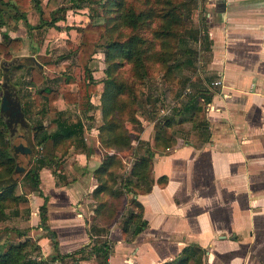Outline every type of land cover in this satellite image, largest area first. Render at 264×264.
I'll list each match as a JSON object with an SVG mask.
<instances>
[{"label":"crops","instance_id":"0c3cea01","mask_svg":"<svg viewBox=\"0 0 264 264\" xmlns=\"http://www.w3.org/2000/svg\"><path fill=\"white\" fill-rule=\"evenodd\" d=\"M32 6L26 18L34 25L39 15L33 22L28 19ZM200 9L210 40L203 79L207 84L220 78L222 82L208 90L209 101L199 96L202 109L196 118L201 121L195 137L189 138L183 133L187 127H175L172 121L167 126L171 145L153 147L152 184L133 195L146 220L137 234L123 235L122 216L110 222L96 216L101 199L93 195L98 184L94 170L115 152L98 138L100 92L91 95L93 106L86 112L61 94L53 101L61 115H77L84 128L62 158L61 175L43 166L41 191L27 195L30 210L25 222L32 228L22 238L29 240L36 232L35 242L41 253L51 254L50 264H163L175 260L187 245L204 249L191 258L194 262L198 257L199 264H264V0H204ZM88 20L81 15L76 28L58 20L56 26L43 29L41 46L50 47L54 38L79 43L81 31L72 32ZM18 25L16 31L1 26L0 40L4 34L22 38V49L27 50L23 55L35 58L33 33L25 21ZM96 57L98 65L91 64ZM103 57L99 51L88 63L98 85L103 75L98 78L95 68ZM68 85L77 89L75 81ZM142 116L140 135L131 145L140 138L152 146L159 116ZM43 203L47 228L39 225ZM48 229L55 234L56 246ZM103 243L108 246L105 259L100 252Z\"/></svg>","mask_w":264,"mask_h":264},{"label":"trees","instance_id":"16d2710c","mask_svg":"<svg viewBox=\"0 0 264 264\" xmlns=\"http://www.w3.org/2000/svg\"><path fill=\"white\" fill-rule=\"evenodd\" d=\"M85 1L79 0L76 6L81 7L85 3L89 5L90 1L93 2L92 0ZM159 1L164 5L157 9L150 6L137 10L128 6L127 3L129 2L126 0H99L98 3L103 9L101 14L103 21H96L89 14V20L86 24L83 27H79L81 31L79 43L76 44L70 40L66 41L70 51L75 54L79 66V76L73 77L67 74L65 80L58 83L56 87H43L34 94L36 102L40 103L43 100L42 109L48 118L56 124L55 130L52 132L40 131L37 135V132H39L37 131V142L43 143L47 139H51L55 143V146L57 145L56 148H62L64 145L70 146L75 139H78L84 127L77 115L72 120L64 118L53 101L61 94L66 101L75 103L79 111L86 112L93 106L91 95L95 92H100L99 106L102 121L97 127L98 138L104 147L109 149L114 148L115 152L109 153L94 170L98 184L93 190V195L95 198L99 197L101 199H98L95 212L96 216L106 222H110L112 218L121 217L123 200L125 198L127 212L122 217L124 220L121 222L123 225L121 227L122 233L125 236L137 234L146 225V220L142 216V204L133 195L150 188L152 184L151 160L154 154L153 147L159 149L169 147L172 137L164 129L155 127L152 146L147 143L145 154H136L135 149L137 147L134 148L131 142L134 138H138L141 127H132V123L139 124L141 121L136 115L134 107L137 96L135 90L137 87L131 84L136 81V77L141 79L148 76L151 67L162 71L165 79H171L174 72L183 66V63L179 62L176 56V48L181 46L183 52L190 50L187 47V41L183 36L182 28V23L185 21L190 10L189 6H185L184 0ZM31 2L37 8L39 15V21L36 25H31L26 18V11L29 9ZM1 6H7L9 9L11 7L15 8V18H22L26 23L28 31L32 28L45 29L46 27L56 26L58 20L64 19L66 11L65 6H58L53 0H0V17L3 12ZM124 6H127V8L121 9ZM148 18L149 21L145 24L152 25L151 29L153 31L150 40L139 31L141 25ZM154 18H157L155 22ZM111 21L112 24L109 25L108 23ZM119 23L127 28L125 37L120 39V34L122 33L119 34V31L115 36L109 35L106 37L108 35L107 32L114 29ZM2 24L3 22L0 21V29ZM187 34L195 38V34ZM201 39L203 43L206 41L210 42L206 31L202 34ZM155 40H157V44L155 49L152 50ZM21 46L22 38L11 37L7 34L3 35V39L0 40V70L2 60L12 59L13 51L19 50ZM99 51L104 54L102 59L104 74L100 79V85H98L99 80L95 78L88 67L89 61ZM25 57L29 60V82L31 84H38L43 81L45 75L42 66L35 63L31 55ZM190 62L191 60L188 58L186 63L190 64ZM125 63L131 64L129 67L133 75V78L130 79L131 84L125 79L120 78L117 74ZM46 65L53 66L54 62L46 63ZM71 81L77 83L76 90L69 88L68 83ZM195 88L200 90L198 87ZM199 95L203 98V102L210 100V93L206 90L200 91ZM183 107L191 112H196V114L192 115L194 118L199 115L197 111L200 112L202 109L196 96L193 94H189V98L183 101ZM22 109L24 110V107ZM169 124L170 119H167L165 125ZM3 138L5 137L2 129H0V181L9 176L17 166L16 157L11 153L9 146L2 143ZM60 143L63 144L61 147ZM66 146L63 148V152L68 150L69 147L66 148ZM126 148L131 150L130 154L133 156L129 174L134 179L131 177L122 178L121 180L123 181H120L116 187H113L112 183H115V178H111L113 166L122 164V158L118 155V151ZM43 166L45 165L41 163L39 168ZM39 168L35 167V170L32 172V176L35 178V189L37 190L40 182L37 170ZM59 169H63V159H60L58 167L54 170L55 172H59ZM55 172L53 171V173ZM109 180H112L111 184ZM12 189V182L8 184L0 183V215H4V209L9 207L12 200H17V204H21L26 213H28L30 210L29 200L26 197L15 196ZM110 198L111 201L108 202L107 200ZM39 210V225L47 228L45 224L47 217L44 203L39 207ZM12 213L16 214L17 211L14 210ZM48 231L51 232V237L56 246L55 234L49 229ZM27 242L28 239H24L17 244L9 243L6 246L0 244V264H50L49 260L46 261L47 263H42L28 259L27 254L24 252ZM107 247L106 243L100 245L103 259L108 254ZM203 253V248L187 245L183 247L180 255L175 260L167 261L163 264H199L200 259L198 257L194 258V262L191 261V258Z\"/></svg>","mask_w":264,"mask_h":264},{"label":"rangeland","instance_id":"374dc122","mask_svg":"<svg viewBox=\"0 0 264 264\" xmlns=\"http://www.w3.org/2000/svg\"><path fill=\"white\" fill-rule=\"evenodd\" d=\"M53 1H55L58 6L66 7L63 18L65 20V25L67 24V27L69 28H76V23H81V21H79L81 15H85V18H88L89 14H91L94 20L103 21L101 16L103 9L98 3L99 0H92L93 2L90 1L89 5L88 3H85L81 7L76 6L77 3H79V0ZM126 1L129 2L127 3L128 6L136 8L137 10L150 6H152L154 9H157L164 5L159 0ZM184 1L185 6L188 5L190 10L188 16H186L185 18V21L182 23V28L183 36L186 39L187 47L190 50L183 52L181 46L176 48V56L178 57V61L183 63L181 69L175 71L171 79H165L162 71L151 67L148 76L141 79L136 77V81L132 84L130 83V79L133 78L132 71L129 69V67L131 66L130 63H125V65L119 70L117 74L118 76H120V78L125 79L129 84L137 87V89L135 90L137 96L135 98L134 107L135 113L139 117L140 121L141 118H143L142 115H150L152 117L159 116L155 127H160L171 135L170 130H167L168 125H165V121L167 119H170L169 125H171L172 121H175V127L179 124L187 127L186 130H183V133L186 132L187 136L192 139V137L196 136L195 128L197 127V124L200 123L201 117H192V115L196 114V112H191L190 110H187L185 107H183V101L187 99V95L184 93V89L187 85L198 87L201 91H208L210 89L209 87H212L210 83H206L207 80L203 79V76L205 75L204 71L202 70L204 67L203 61L210 48L209 46H207L209 42L206 41L205 43H203L201 39L202 34L205 32V22L201 18L202 11L200 9V6L203 4L204 0ZM30 5H33V10L29 13L28 19L33 22L37 18L38 12L32 2ZM1 7L3 9V12L1 14L0 21H2L3 24L4 22H7V24H4V26L2 24V27L10 26L14 28V31H16L18 29L17 27L19 26L18 24L20 23L22 25V23L24 22L23 19L19 21L17 18H15V8L11 7V9H9L7 8V6ZM125 8H127V6H124L121 9ZM82 9L84 10V12L82 11ZM156 19L157 18H154V22L156 21ZM148 21L149 18L146 19V22L141 25L139 31L141 34L145 35L148 40H150L151 33H153V31L151 29L152 25L149 26L145 24ZM108 24L111 25L112 21ZM43 29L44 28H34L29 32L33 33L31 36V43L33 44V46H36L35 52L37 53H34L35 58H33L35 63L46 64L49 62H54V65L52 67L47 66V69L43 68V73L45 75V79L43 81L39 82L38 84H31L29 82V60L25 56H30L31 53L23 55V53L27 52V50L25 48L22 49V46L19 50L13 53L12 59L2 60V67L0 70V104L2 101V97H4V90L8 88L14 96L12 98V112L14 114L20 115L18 113V107L19 105L21 106V109L24 107V110L22 109V111L26 125H13V127H15V130L14 133L10 134V130L7 128L4 121L7 115H4L5 112L3 111V113L0 112V129H2L5 137L2 139V143L9 146L11 153H13V155H15L16 157V161L18 162L17 165L19 167H23V169L18 174L17 180L12 182L13 193L15 196L26 198L27 195H29V193H31L33 190L36 193H38L37 191L40 190L39 187L38 190L35 189V178L32 176V172L35 170V167L39 168V165L42 163L43 165L48 166L50 169H52V172H55L54 169L58 167L60 159H62L63 155L68 151L67 150L66 152H63V148L66 145H64L62 148H56L57 145L55 146V143H53L51 139H47L43 143L37 142V131H39L37 132V135L38 133H40V131L52 132L55 130L56 124L50 118H48L45 111L42 109L43 100L40 103L36 102L34 94L43 87H56L58 83H61L65 80V76L67 74H69L70 76L72 75L73 77L79 76V66L75 54L70 51V48L66 45L65 42L62 41L61 38H58V40L54 38V42L50 47L44 49V47L41 46V33H44ZM118 31L119 34L122 33L120 34L121 37L119 36L120 39H122L126 35L127 28L123 27L119 23L114 29H111L109 32H107L108 35L106 37H108L109 35L115 36L118 34ZM52 32L54 33L53 30ZM78 32L79 27L78 31H73L72 33ZM187 33L195 34V38H192ZM196 37H198V39H196ZM156 44L157 40H155V42L153 43V47L151 44L152 50L155 49ZM188 58L191 60L190 64L186 63V60ZM95 59L96 61L92 62L91 64L94 63V65H98V57H96ZM99 65L100 67L96 66L95 68L98 78L103 75L101 68L103 64L99 63ZM173 101L176 102V106H174L167 114H162L161 108H163L166 103ZM64 118L68 120L74 119L71 118V116ZM94 122L95 118H92L90 124H94ZM141 126V122L139 124L132 123V127L139 128ZM20 136H22L24 140H21ZM62 143L59 144L60 147L63 145ZM147 143L148 142H146L145 140H142L140 138L138 139L137 144L134 146V148L137 147L135 149L137 155L145 154ZM29 144L32 145L30 152L28 151ZM67 147H69V145H67L66 148ZM130 152L131 150L128 148L118 151V155L121 158H125V161H123L122 159V164L120 163L113 166V175L111 177L113 179L115 178V183H112L113 187H116L120 181H123L121 180L122 178L131 177L129 174V164L132 163L133 156L130 154ZM40 169L41 167L37 169L38 173ZM54 174L58 176L61 175L58 172H55ZM131 178L134 179V177ZM111 182L112 180H109L110 184ZM107 201H111V198ZM123 202L124 204L121 211L122 217L127 212L125 198ZM14 210L17 211L16 214L12 213ZM25 213L26 210L21 204H17V200H12L9 207H6L4 209V215H0V244L4 246L8 245L9 243L17 244L19 241L23 240L22 235L24 233L26 235H29V230L32 227L29 226L30 222H25ZM121 220L123 221L124 219L121 218ZM35 233L36 232H34V237H37ZM34 237H30V239L28 240L24 252L25 254H27L26 256L28 259L47 263V260L50 261L51 254L44 255L43 253H41V247L36 244Z\"/></svg>","mask_w":264,"mask_h":264},{"label":"flooded vegetation","instance_id":"af4514ba","mask_svg":"<svg viewBox=\"0 0 264 264\" xmlns=\"http://www.w3.org/2000/svg\"><path fill=\"white\" fill-rule=\"evenodd\" d=\"M13 97H14L13 94L11 93V91L8 88L4 90V97H2V101L7 102L6 107L4 109V112H5L4 115H7V116L5 117L4 121H5L7 128L10 130V134L14 133L15 127H13V125H17V124L26 125L23 115L14 114L12 112V108H13L12 98ZM20 139L24 140V138L22 136H20ZM28 146H29L28 151L30 152L32 145L29 144ZM17 164H18V162H17Z\"/></svg>","mask_w":264,"mask_h":264},{"label":"built area","instance_id":"2783aa9c","mask_svg":"<svg viewBox=\"0 0 264 264\" xmlns=\"http://www.w3.org/2000/svg\"><path fill=\"white\" fill-rule=\"evenodd\" d=\"M222 81H221V78L220 79H215L214 81H212V84L211 85H218L220 84ZM211 89V87H209ZM184 93L187 95V98H189V94H193L194 96H196V99L198 100L199 102V93L200 91L193 87L192 85H187L184 89ZM176 102H169V103H166L165 106L163 108H161V113L162 114H167L175 105Z\"/></svg>","mask_w":264,"mask_h":264},{"label":"water","instance_id":"95a60500","mask_svg":"<svg viewBox=\"0 0 264 264\" xmlns=\"http://www.w3.org/2000/svg\"><path fill=\"white\" fill-rule=\"evenodd\" d=\"M40 65V64H38ZM7 102L6 101H2L0 104V112H3L5 107H6ZM18 113L23 115V111L21 109V106L19 105L18 107ZM23 169V167H19L18 165L16 166V168L13 170V172L11 173V175L7 178H4L0 181L1 184H8L11 182H14L15 180H17L18 178V174L19 172Z\"/></svg>","mask_w":264,"mask_h":264}]
</instances>
